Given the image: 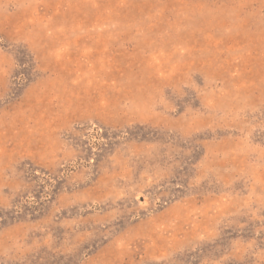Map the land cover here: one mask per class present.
<instances>
[{
    "label": "rangeland",
    "instance_id": "1",
    "mask_svg": "<svg viewBox=\"0 0 264 264\" xmlns=\"http://www.w3.org/2000/svg\"><path fill=\"white\" fill-rule=\"evenodd\" d=\"M0 264H264V0H0Z\"/></svg>",
    "mask_w": 264,
    "mask_h": 264
}]
</instances>
